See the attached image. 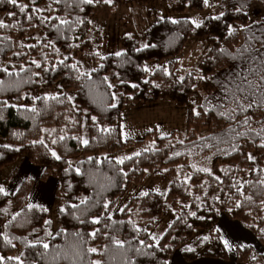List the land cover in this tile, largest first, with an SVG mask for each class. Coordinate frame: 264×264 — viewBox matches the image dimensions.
Returning a JSON list of instances; mask_svg holds the SVG:
<instances>
[{
  "label": "trees",
  "instance_id": "trees-1",
  "mask_svg": "<svg viewBox=\"0 0 264 264\" xmlns=\"http://www.w3.org/2000/svg\"><path fill=\"white\" fill-rule=\"evenodd\" d=\"M41 1L43 10L37 6ZM255 1L264 0H223L222 13L206 16L198 28L189 19H158L145 33L149 47L132 37L122 41L123 55L100 58L87 38L91 20L97 14L109 18L116 2L17 0L14 6L0 0V20L9 25L0 28V69L12 73L0 71V136L10 144L0 145V169L23 155L43 169L41 180L57 179L56 203L68 201L58 208L54 234L49 209L30 203L33 179H24L12 195L0 193V264H170L178 250L187 261L227 259L217 229L222 215L240 222L264 247V18L250 23L247 13ZM19 5L27 6L24 12ZM175 8L203 12L207 6L204 0H178ZM191 38L207 39L211 47L180 77L176 58ZM10 54L14 63L3 66ZM77 54L89 56L91 71L82 70ZM151 63L159 65L149 68ZM250 68L256 72L248 74ZM236 73L248 74L252 87L241 84ZM42 80L48 93H41ZM198 89L206 96L195 107ZM162 99L187 107V133L160 137L153 129L141 140L124 139V111ZM237 100L252 107L242 111ZM130 145L140 152L120 159ZM157 172L171 180L165 196L140 194L111 214L130 185ZM167 213L174 220L156 244L149 231ZM197 230L209 231L200 253L187 245ZM261 260L264 254L250 246L237 249L239 264Z\"/></svg>",
  "mask_w": 264,
  "mask_h": 264
},
{
  "label": "rangeland",
  "instance_id": "rangeland-1",
  "mask_svg": "<svg viewBox=\"0 0 264 264\" xmlns=\"http://www.w3.org/2000/svg\"><path fill=\"white\" fill-rule=\"evenodd\" d=\"M40 0H35L38 2ZM56 1V0H55ZM223 0H209V5L203 12L186 8L183 11H177L176 5L178 0H136L128 3L127 0H111L116 2V6L111 12L109 18H105L100 14L95 15L91 20V28L87 38L91 41L95 52L100 58L107 55L116 54L124 51L122 41L128 38L137 37L141 46L147 45L145 39L146 31L158 19H170L178 21L181 19L196 20L203 22L206 16H217L222 13L220 4ZM37 6L43 10L45 4L43 1L38 2ZM250 23L259 22L264 18V1H255L247 11ZM39 39L41 36L36 33ZM211 47L207 39L191 38L184 51L176 58L178 73L180 77L194 70L205 57ZM16 53V52H15ZM9 57L4 61V65L14 63ZM76 62L82 67L83 71H91L92 65L87 54H77ZM159 65L151 63L152 66ZM43 89L41 93H48L45 88V82L41 81ZM73 96L74 94L71 93ZM206 96V92L202 89L196 90L192 99L193 105L199 106ZM156 129L160 137L168 136L172 132H178L185 135L188 130L187 107L179 106L168 99H162L154 103H140L129 106L123 114L122 135L124 139L141 140L145 133ZM208 130L201 132L206 135ZM89 140L88 123L86 118L83 119L82 140ZM0 145H10L0 136ZM137 145L128 146L119 156L120 159L137 155L140 152ZM254 157V156H252ZM43 169L28 161L23 155L12 165L0 169V187L6 193L12 195L20 187L22 181L31 178L35 182V190L32 192V204L43 205L50 211V220L53 225L52 232L55 234L59 230L58 225V208L63 207L68 201L62 197L61 201L56 203L55 190L57 179L49 177L47 181L41 180ZM171 183L170 178L164 172L156 174L147 173L141 183H133L128 187L121 199L112 208L111 214L121 212L130 202V200L140 194L150 191L166 195ZM174 217L167 213L162 216L158 224L152 228L149 233L157 244L161 237L165 234ZM208 230H197L194 237L187 244L189 249H194L200 253L204 248L200 246L203 238L208 237ZM257 251V252H256ZM256 254H260L256 250ZM264 254V248L261 249ZM264 264V260L260 261Z\"/></svg>",
  "mask_w": 264,
  "mask_h": 264
},
{
  "label": "crops",
  "instance_id": "crops-1",
  "mask_svg": "<svg viewBox=\"0 0 264 264\" xmlns=\"http://www.w3.org/2000/svg\"><path fill=\"white\" fill-rule=\"evenodd\" d=\"M49 180V179H48ZM35 190V182L32 192ZM30 194V202L31 196ZM217 229L224 243V240L229 242L230 247H226L228 251V258H216L211 256H200L193 261H187L182 255L181 251L178 250L172 255L170 264H239L236 261V252L238 248L252 247L254 252L258 250L259 255H263L261 249L264 247L261 245L256 236L248 229H246L240 222L234 221L225 215H222L218 224ZM1 233V226H0ZM225 245V244H224ZM257 252V251H256ZM258 255V254H257Z\"/></svg>",
  "mask_w": 264,
  "mask_h": 264
},
{
  "label": "snow or ice",
  "instance_id": "snow-or-ice-1",
  "mask_svg": "<svg viewBox=\"0 0 264 264\" xmlns=\"http://www.w3.org/2000/svg\"><path fill=\"white\" fill-rule=\"evenodd\" d=\"M9 2H10L12 5H14V6L17 5V0H9ZM34 2H35V0H33V3H34ZM81 2H82V3H85V4H91V3L93 2V0H81ZM105 2H106V3H110L111 0H105ZM204 4H205L206 6H208V5H209V0H204ZM19 7H20V11H21V12H24L27 6H26V5H19ZM219 18H220V17H214V19H219ZM29 19H31V17H29ZM60 22H61L62 24H67V23H69L67 20H61ZM172 22L175 23L176 21H172ZM191 22H192L197 28L201 26V23L198 22V21H196V20H192ZM3 27H9V25H6V24L4 23V21L0 20V28H3ZM229 34H230V35L232 34L231 31H230ZM144 47H149V45H145ZM116 55H117V56H120V55H123V54L120 53V52H117ZM261 56L264 57V53H261ZM231 58H232V59H236L237 57L233 56V57H231ZM253 59L255 60L256 57L253 56ZM32 63H33V64H36V61H32ZM260 64H261V66H264V59H261V60H260ZM36 66H37V67H40L39 64H36ZM72 67L75 68V65H73ZM144 70L147 71V70H148L147 67H145ZM0 71H3V72H5V73H7L8 75H11V74H12V73L8 72V69H7V68L0 69ZM254 72H256V69L250 68L248 74H252V73H254ZM248 74L236 73V78L240 79L241 84H243L244 81H247L248 86H249V87H252V81H248V79H247ZM260 78H261L262 81H264V68H262V71L260 72ZM200 79H206V78L203 77V76H201ZM233 82H234V81H233ZM2 83H3V81H0V84H2ZM241 84H237V85H236V88H237V90H238L239 92L243 93V92H244V88L241 86ZM133 87H136V85H133ZM225 91H231V90H230V89H227V88L225 87ZM51 98H52V99H55V97H51ZM245 98H246V97H245ZM237 103H238V105H239V107L241 108L242 111H247V108H251V107H252V103H249V104L247 105V108H246L242 103H240L239 100H237ZM112 107H113V108L116 107V104H112ZM209 110H210V109H209ZM31 111H35V109H34V108L31 109ZM223 114H224V113H221V115H223ZM196 115L199 116L200 113H199V112H196ZM0 119H2V117H0ZM92 119H93V121H95L96 118L93 117ZM245 122H247V121H245ZM61 139H63V137H61ZM55 142H56V141H53V143H55ZM40 143H43V141H40ZM82 143L86 146V145L88 144V140L85 139V140L82 141ZM262 146H264V145H262ZM4 147H8V145H5ZM52 155L55 156L57 159L60 158L59 156H56V153H55V152H53ZM250 158H251V157H250ZM120 162H122V161H120ZM193 167H195V165H193ZM198 170H199V171H204V172H210V170L207 169V168H202V169H198ZM4 192H5V190H4L2 187H0V193H4ZM144 195H147V193H145ZM29 207L31 208V207H33V206H32V205H29ZM104 207L107 208L108 205L105 204ZM192 215H195V213H192ZM93 222H94V223H98L99 221H98V220H94ZM46 223H51V222H50V221H46ZM92 235L94 236L95 233H92ZM5 239H7V237H5ZM205 239H207V237H205ZM8 243H11V241L8 240ZM38 243H40V242H38ZM115 243H117V245H119V246H122V244H121L120 241H115ZM224 244H225L226 247H230L229 242H228L227 240H224ZM29 246H30V247H35L36 244H29ZM42 246H43L45 249H47V248L49 247V245H48L47 243H43ZM88 251H90V252H95L96 249H95V248H90ZM189 251H191V249H189ZM0 259H3V258H0ZM16 259L19 260L18 257H17ZM21 264H22V262H21ZM96 264H99V262H96Z\"/></svg>",
  "mask_w": 264,
  "mask_h": 264
}]
</instances>
